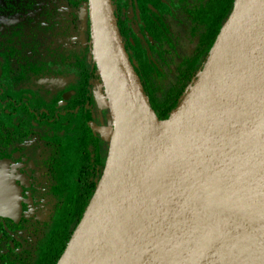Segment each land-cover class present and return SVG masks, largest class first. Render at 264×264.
Here are the masks:
<instances>
[{
    "label": "water",
    "instance_id": "1",
    "mask_svg": "<svg viewBox=\"0 0 264 264\" xmlns=\"http://www.w3.org/2000/svg\"><path fill=\"white\" fill-rule=\"evenodd\" d=\"M247 1L234 0L202 67L158 119L111 0H89L109 151L56 264H264V24L252 13L217 49ZM136 103L166 122L154 145L132 128Z\"/></svg>",
    "mask_w": 264,
    "mask_h": 264
},
{
    "label": "flooded vegetation",
    "instance_id": "2",
    "mask_svg": "<svg viewBox=\"0 0 264 264\" xmlns=\"http://www.w3.org/2000/svg\"><path fill=\"white\" fill-rule=\"evenodd\" d=\"M111 2L143 89L157 96L173 68L165 92L190 80L232 6ZM91 49L89 0H0V264H56L102 176L111 117Z\"/></svg>",
    "mask_w": 264,
    "mask_h": 264
},
{
    "label": "bare ground",
    "instance_id": "3",
    "mask_svg": "<svg viewBox=\"0 0 264 264\" xmlns=\"http://www.w3.org/2000/svg\"><path fill=\"white\" fill-rule=\"evenodd\" d=\"M252 13L254 15L257 14L258 19L264 24V0H248L242 5L231 24L222 32L217 49L237 33L243 20L250 17ZM165 126L166 122L155 120L148 110L136 103L132 115V128L138 139L142 140L146 145H154L162 137Z\"/></svg>",
    "mask_w": 264,
    "mask_h": 264
},
{
    "label": "trees",
    "instance_id": "4",
    "mask_svg": "<svg viewBox=\"0 0 264 264\" xmlns=\"http://www.w3.org/2000/svg\"><path fill=\"white\" fill-rule=\"evenodd\" d=\"M233 3H234V0H232V6H230V11L232 10V7H233ZM230 11H228L227 12V14L223 17V20H222V22H221V24L219 25V27H217V30H216V34L215 35H213L210 39V42H209V44H208V48H207V50H206V53H205V57H204V59H203V61H202V64H201V66L199 67V68H197L196 70H194V74H193V72L191 73V78H190V80L188 81V82H186V83H181L178 87H177V89L176 90H171V91H168V92H166V93H164L163 95H161V96H157L156 94H154L153 92L150 94H148V92H146V90H144V92H145V94L148 96V100H149V105H150V107L154 110V112H155V114H156V116H157V118L158 119H165L167 116H168V114H169V111L171 110V109H173L176 105H177V103H178V100H179V98H180V96H181V94L184 92V90L186 89V87L188 86V84L192 81V79L195 77V74H196V72L202 67V65H203V63H204V61L206 60V58H207V55H208V52H209V50H210V48H211V46H212V44H213V42H214V40H215V38H216V36H217V34H218V32H219V30H218V28L220 29L221 28V26H222V24L224 23V21L227 19V17H228V15H229V13H230ZM218 31V32H217ZM141 82V81H140ZM142 84V83H141ZM144 86V85H143ZM94 193V192H93ZM93 195V194H92ZM91 195V196H92ZM91 198V197H90ZM90 200V199H89ZM89 202V201H88ZM88 204V203H87ZM87 206V205H86ZM86 208V207H85ZM85 210V209H84ZM84 212V211H83ZM83 212H82V214H83ZM82 214H80L81 216H82ZM81 218V217H80ZM80 220V219H79ZM79 222V221H78ZM78 224V223H77ZM76 227V226H75ZM71 236V235H70ZM70 236H68L67 237V239L65 240V243H64V246H63V248H62V250H61V254H62V252H63V250H64V248H65V246H66V244H67V242H68V240H69V238H70ZM61 254H60V256H61ZM59 256V257H60ZM59 257H58V259H59ZM58 259H57V261H58ZM57 261H56V263H57Z\"/></svg>",
    "mask_w": 264,
    "mask_h": 264
},
{
    "label": "rangeland",
    "instance_id": "5",
    "mask_svg": "<svg viewBox=\"0 0 264 264\" xmlns=\"http://www.w3.org/2000/svg\"><path fill=\"white\" fill-rule=\"evenodd\" d=\"M195 40V39H193ZM192 42H188L186 44H184V49L186 50L187 53H189L191 51L192 48H194V45L191 44ZM173 75H170L168 78H166L165 80H163L162 84H159V92L164 94L166 93L165 91L174 84L175 81V69H172ZM109 129L111 130V120H110V124H109Z\"/></svg>",
    "mask_w": 264,
    "mask_h": 264
}]
</instances>
